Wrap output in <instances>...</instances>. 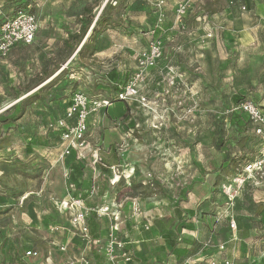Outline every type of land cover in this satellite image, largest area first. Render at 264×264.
<instances>
[{
    "label": "rangeland",
    "instance_id": "obj_1",
    "mask_svg": "<svg viewBox=\"0 0 264 264\" xmlns=\"http://www.w3.org/2000/svg\"><path fill=\"white\" fill-rule=\"evenodd\" d=\"M257 1L264 6V0ZM3 5L0 1L1 22L10 10ZM89 6L97 17L105 11L123 25L97 36L89 32L85 42L96 46L91 59L77 52L68 59L66 53L60 56ZM231 6L229 0L31 1L28 11L35 10L39 23L36 40L0 54V117L9 119L15 104L37 91L17 99L16 89L26 93L34 79L58 64L61 68L40 86L47 104H31L17 123L0 122V264H18L7 253L14 247L22 248L27 264L46 261L52 239L56 244L66 239V249L55 251L61 261L79 264L96 251L92 262H102L99 245L88 251L85 238L74 234L70 216L54 202L62 193L77 195L66 177L74 159L61 157L56 125L76 91L91 100L107 97L114 84L124 83L127 72L136 70L140 51L156 40L164 54L145 90L151 109L116 103L108 112L91 115L92 201L86 202L108 219L102 242L108 241L119 211V239L125 242L141 224L155 229L161 221L175 225L183 212L195 210L192 227L177 230L184 243L175 251L163 250V238L153 239L144 252L146 264H264V229L250 211L255 204L264 208V169L249 174L242 186L236 182L246 175L239 161L264 153V136L253 126L243 128L231 99L241 94L264 112V37L260 46L247 50L237 46L236 35L231 39L224 33L264 21L240 7L235 16L224 12ZM96 155L120 166L116 178L112 169L109 174L94 163ZM127 170L131 177L125 180ZM31 250L41 257H28Z\"/></svg>",
    "mask_w": 264,
    "mask_h": 264
},
{
    "label": "built area",
    "instance_id": "obj_2",
    "mask_svg": "<svg viewBox=\"0 0 264 264\" xmlns=\"http://www.w3.org/2000/svg\"><path fill=\"white\" fill-rule=\"evenodd\" d=\"M245 10V7H243ZM39 30V23L35 15L30 12L24 11L18 13L15 17L8 19L0 27V54L6 55L18 45H31L36 40V35ZM163 45L159 40L152 41L150 44L140 51L136 59V67L134 72H127V79L124 84L119 86L117 93H111L107 97L97 96L91 100L82 91H76L72 95L68 108L65 110L62 117L59 119L56 125V130L59 133L62 141V158H68L76 156L78 160L90 164V152H89V136L91 124V115L95 111L108 110L116 102L126 103L130 108L132 106L145 107L151 109V102L148 100L145 90L148 88V84L152 79V72L156 69L158 61L162 58ZM237 112H242L251 121L254 131L259 136H264V112L253 101H244L235 108ZM132 121V119H131ZM136 123V120H135ZM135 123L132 122V124ZM138 127V125H136ZM97 153V152H96ZM94 157V155H93ZM94 163L103 165L102 159L99 155H96ZM120 166H111L114 177H117V169ZM264 169V153L257 159L247 163L245 170V177L239 178L237 185H244L249 179V174H257ZM71 170L66 171V177L70 181ZM125 180L131 177V173L127 171L123 172ZM71 188H75L73 184L69 185ZM231 188V187H230ZM54 202L59 206V212L67 213L73 225L74 234L85 238L88 242V249L94 248V244L91 241L88 234V220L91 213L97 211L99 216H105L99 210L89 208L84 202V198L81 195L77 197H64L62 199H55ZM135 211L139 209L134 208ZM120 211L118 215H115V224H112L109 232L110 236L108 241H97L103 251L105 257L102 264H120L122 261L125 263L130 262V251H126V243L119 239L120 229L118 222L120 221ZM149 225L145 226L149 229ZM231 228L236 229L235 221H232ZM66 248H61L64 251ZM224 249V248H222ZM28 257L39 259L40 253L31 250L26 252ZM225 264H231L230 261H225ZM38 264H52L49 258L46 261L39 262ZM79 264H91L90 258L84 256L81 258Z\"/></svg>",
    "mask_w": 264,
    "mask_h": 264
},
{
    "label": "trees",
    "instance_id": "obj_3",
    "mask_svg": "<svg viewBox=\"0 0 264 264\" xmlns=\"http://www.w3.org/2000/svg\"><path fill=\"white\" fill-rule=\"evenodd\" d=\"M1 2L4 3L3 7L6 9H10L5 13L4 17L2 18V22L0 19V27L5 23L8 19L15 17L18 13L20 12H30L31 14L34 15L33 9L28 11V6L31 4L32 0H0ZM126 1V0H125ZM233 3L240 2L242 3L245 8L249 11H253L256 7V2L257 0H231ZM231 3V2H230ZM97 18V20H96ZM79 21V29L76 30L73 33H70L68 35V39H66L63 42V45L61 47V50L59 52L60 56H63L64 53L67 55V59L71 58L75 52L78 54L80 57L84 59H91L95 56L96 52V46L94 44H91L86 41V37L91 31V35L97 36L98 34L106 31L108 28H117L121 27L123 25V20L118 21L115 20L113 16L108 14L107 12L103 11L99 17L96 16L95 13H93V8L92 7H86L83 11L82 14L79 15L78 17ZM61 65L58 64L55 66L54 70L50 73L46 72V75L42 77V79H34L33 84L29 87H27L28 91L26 93L24 91H20L16 88L15 90V96L17 99H22L23 97H26L25 95L27 93H31L37 89L32 95L27 96L25 99H22L19 103L15 104L13 108V116H11L9 119H3L0 117V122L3 124L7 123H17L18 120L22 119L27 111L28 106L31 104L39 101L42 104H47L48 100L46 98V95H44V86L40 87L43 82L46 80L52 78L54 75L58 73L60 70ZM122 84H114V90L112 93H117L119 91V86L123 85ZM234 107H238L240 103L244 101H252L249 100L248 98H245V96H242L241 94L239 95H234L232 98ZM254 102V101H253ZM255 103V102H254ZM235 114L238 117V121L243 122V128L248 129L249 127L253 126L249 118L244 115L242 112H235ZM240 123V122H239ZM223 143V140H221V144ZM230 160V158H229ZM233 162H236L238 159H231ZM228 161V160H227ZM254 160H244V161H239V164L243 162V164L246 166L247 163L252 162ZM104 166L102 165V170L104 172H107L111 174V166L106 162H103ZM238 164V163H237ZM70 169H71V176L70 180L71 181H77L78 177L82 176L84 173V169L80 166H78V163L73 160L70 163ZM76 173V174H75ZM247 199V198H246ZM252 206L253 208H250L251 213L254 214L256 219H259V222L257 223V226L261 227L264 229V208H261L259 206ZM259 207V208H258ZM95 209V208H93ZM253 209V210H252ZM184 213V216L175 224L172 225L170 222L169 223H164L161 221V223H157L156 229L161 233V238H163L164 242L162 243V249L166 250L168 248H171L173 251L177 250L179 245L184 243L183 238L181 237L180 233L177 232L178 228L180 227L181 229H190L192 226L191 220L196 216V211L194 210H186ZM89 222H88V234L90 235L92 243L96 246L97 241L99 240H105V235L102 233L106 229H109V224H108V219L100 217L97 213V211L93 212L91 216L89 217ZM126 248V247H125ZM22 248L19 247H14L8 249L7 253L10 254L12 262H16L18 264H27L24 260L23 257L25 254L22 252ZM130 251V250H126ZM131 259L137 262H141V259L137 257L133 252L131 253ZM103 256V255H102ZM104 257V256H103ZM105 257L103 258L101 263H104ZM161 260H157L156 262H153L152 264H159ZM92 264V262H91Z\"/></svg>",
    "mask_w": 264,
    "mask_h": 264
},
{
    "label": "crops",
    "instance_id": "obj_4",
    "mask_svg": "<svg viewBox=\"0 0 264 264\" xmlns=\"http://www.w3.org/2000/svg\"><path fill=\"white\" fill-rule=\"evenodd\" d=\"M229 1L231 2L232 6L223 8L224 12H230V14L232 16H235V15H237L236 13L239 10L238 9L239 7L242 10H244L243 7H245V6L242 3L238 2V1H237V3H233V1H231V0H229ZM258 4L259 3L257 1L256 2V7L253 10V14L257 18H259L260 20L264 21V6L262 4H260V5H258ZM245 10H246V8H245ZM224 33L227 35L228 38H231V39L233 38L234 35H236V36H234L235 37L234 41L237 44V46L239 45L242 48H246L248 50L249 48L252 49L254 47H258V46L261 45L260 37H262V38L264 37V23L262 22V24H260V25L256 24L254 26V28L246 27L244 25L243 26L239 25L237 27L235 26V27L230 28L229 30H226ZM262 49L264 50L263 47H262ZM116 103H121V102H116ZM108 110H104V111L108 112ZM91 124H92V119H91ZM72 157L75 160V162L78 163V166H80V167H82L84 169L83 170L84 173H82L83 174L82 176L78 177L77 181L73 182V181L70 180L69 182H70V184H73L75 186V191L77 192L76 193L77 195L74 196V197H77L78 195L83 196L84 202L88 206L86 200L90 199L92 201V185H91L90 164L85 163V162H83L81 160H78L76 158V156L75 157L72 156ZM69 169H70V167H69ZM59 196H61L60 198L62 199L64 197H66V194L62 193ZM89 208H91V207H89ZM91 209H93V208H91ZM91 214H93V213H91ZM91 214H90V216H91ZM88 222H89V220H88ZM146 225L147 224L142 226V224H141L140 226H138L140 228V231L137 234L133 233L134 232L133 231L132 233H130L131 234L130 238L128 237L129 240L125 241V243H126L125 250H130L131 253L133 252V254H135L137 257L141 258L142 259L141 262L145 263V264L148 261V258L145 257V253L147 252V249H146L147 245L153 239H159L161 237V233L158 231V229H155L153 227H149V229H146L145 228ZM141 230L144 233V235H142L140 233ZM56 234L60 235L58 232H56ZM77 237H79V236H77ZM125 238H127V237H125ZM74 242H76L78 245H80V243H82L81 241H77V239H75ZM85 242H87L86 239H85ZM85 242H84V244L87 245L88 242L87 243H85ZM48 243H50V246H49L48 251H47L48 255H47L46 260L49 258V260L51 261L52 264H77L75 261L74 262H72V261L69 262L67 259H64V261H61L60 259H58L57 252H55V251H56V249L57 250L58 249L61 250V248H64V247L66 248L67 247L66 239L61 240L60 243H58V244H56V242L53 239H52V241H50ZM70 244H71V241H70ZM88 251H90L92 253L91 250L88 249ZM101 253L103 254V251H101ZM95 256H96V251H95V254L93 255V258H92V255L90 256L91 257L90 258L91 262H92V260H95L94 259ZM39 262H43V259H40L35 264H38ZM141 262H137V261L133 260L132 262H130L128 264H141ZM224 262L225 261H223V263ZM94 263L96 264V261L92 262V264H94ZM100 264H102V263H100ZM159 264H168V262L162 261Z\"/></svg>",
    "mask_w": 264,
    "mask_h": 264
},
{
    "label": "water",
    "instance_id": "obj_5",
    "mask_svg": "<svg viewBox=\"0 0 264 264\" xmlns=\"http://www.w3.org/2000/svg\"><path fill=\"white\" fill-rule=\"evenodd\" d=\"M96 20H97V18H96Z\"/></svg>",
    "mask_w": 264,
    "mask_h": 264
}]
</instances>
